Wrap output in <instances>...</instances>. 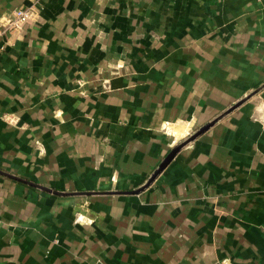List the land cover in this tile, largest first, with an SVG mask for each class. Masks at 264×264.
Listing matches in <instances>:
<instances>
[{"label": "crops", "instance_id": "1", "mask_svg": "<svg viewBox=\"0 0 264 264\" xmlns=\"http://www.w3.org/2000/svg\"><path fill=\"white\" fill-rule=\"evenodd\" d=\"M21 8L0 264H264V0H0V24Z\"/></svg>", "mask_w": 264, "mask_h": 264}, {"label": "built area", "instance_id": "2", "mask_svg": "<svg viewBox=\"0 0 264 264\" xmlns=\"http://www.w3.org/2000/svg\"><path fill=\"white\" fill-rule=\"evenodd\" d=\"M30 16V9L21 8L14 12L11 18L0 24V49H5V41L14 31L22 29Z\"/></svg>", "mask_w": 264, "mask_h": 264}, {"label": "water", "instance_id": "3", "mask_svg": "<svg viewBox=\"0 0 264 264\" xmlns=\"http://www.w3.org/2000/svg\"><path fill=\"white\" fill-rule=\"evenodd\" d=\"M173 156H174V154H171V155L168 157V159H167V162H166V163H168V161H170V160L173 158ZM166 163H165V164H163V166H162L161 168H163V167L166 165Z\"/></svg>", "mask_w": 264, "mask_h": 264}, {"label": "rangeland", "instance_id": "4", "mask_svg": "<svg viewBox=\"0 0 264 264\" xmlns=\"http://www.w3.org/2000/svg\"><path fill=\"white\" fill-rule=\"evenodd\" d=\"M106 88L109 89V87H106ZM172 132H174V131L172 130ZM160 172H161V171H160ZM160 172H157V175H158ZM157 175H156V176H157Z\"/></svg>", "mask_w": 264, "mask_h": 264}]
</instances>
